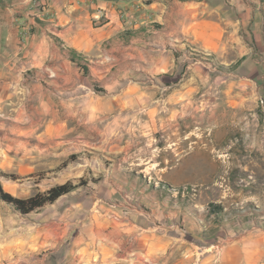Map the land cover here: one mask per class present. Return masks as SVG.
<instances>
[{"label":"rangeland","instance_id":"1","mask_svg":"<svg viewBox=\"0 0 264 264\" xmlns=\"http://www.w3.org/2000/svg\"><path fill=\"white\" fill-rule=\"evenodd\" d=\"M209 1L243 54H197L178 92L159 74L110 83L115 64L99 80L58 39L55 59L0 53L2 192L78 186L27 215L0 199L1 229L39 227L51 263L77 262L79 239L110 264H264V0ZM47 4L0 0V39H48Z\"/></svg>","mask_w":264,"mask_h":264},{"label":"crops","instance_id":"2","mask_svg":"<svg viewBox=\"0 0 264 264\" xmlns=\"http://www.w3.org/2000/svg\"><path fill=\"white\" fill-rule=\"evenodd\" d=\"M224 11L209 0H48L46 15L37 17L48 23L49 38L31 35L26 39H0V53L10 49L33 61L55 59L58 47L51 39H58L71 56L74 53L95 59L99 80L111 75L115 64L122 75L112 74L110 83L120 78L132 82L136 76L150 79L159 74L162 88L176 85L173 90L178 92L189 83L186 75H195L192 60L197 54L217 57L233 48L242 56V46L237 47L243 42L238 33L241 23L224 19ZM186 60L190 61L186 68L189 73L184 67ZM94 242L82 247L76 239L74 244L78 245L70 253L78 255L77 262L63 263L60 259L51 263L46 262L48 255L40 256L39 227L27 230V234L19 225L12 226L9 233L0 228V264H110L105 260V245Z\"/></svg>","mask_w":264,"mask_h":264},{"label":"trees","instance_id":"3","mask_svg":"<svg viewBox=\"0 0 264 264\" xmlns=\"http://www.w3.org/2000/svg\"><path fill=\"white\" fill-rule=\"evenodd\" d=\"M71 59L76 60V55L72 53ZM78 186L70 182L62 185H57L43 193H37L29 198L21 199L11 196L8 193L2 192L0 188V199L5 203L11 205L15 211L21 215H27L43 206L54 203L59 198L69 194Z\"/></svg>","mask_w":264,"mask_h":264},{"label":"bare ground","instance_id":"4","mask_svg":"<svg viewBox=\"0 0 264 264\" xmlns=\"http://www.w3.org/2000/svg\"><path fill=\"white\" fill-rule=\"evenodd\" d=\"M147 114V113H146ZM116 146V145H115Z\"/></svg>","mask_w":264,"mask_h":264}]
</instances>
